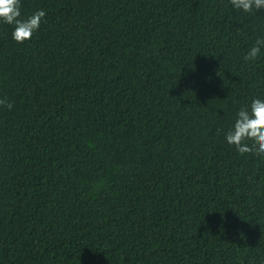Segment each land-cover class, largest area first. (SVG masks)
Instances as JSON below:
<instances>
[{
    "label": "trees",
    "instance_id": "obj_1",
    "mask_svg": "<svg viewBox=\"0 0 264 264\" xmlns=\"http://www.w3.org/2000/svg\"><path fill=\"white\" fill-rule=\"evenodd\" d=\"M21 2L46 15L0 24V264H264V156L225 141L264 9Z\"/></svg>",
    "mask_w": 264,
    "mask_h": 264
},
{
    "label": "clouds",
    "instance_id": "obj_2",
    "mask_svg": "<svg viewBox=\"0 0 264 264\" xmlns=\"http://www.w3.org/2000/svg\"><path fill=\"white\" fill-rule=\"evenodd\" d=\"M230 4L234 10L245 13L264 9V0H230ZM21 8V0H0V24L10 25L12 39L19 43L31 38L46 15L43 9H37L24 16ZM262 48L264 37L258 36L244 55V60H255ZM0 105H5V101L0 99ZM5 106L11 109L12 104ZM225 141L239 153L255 152L264 156V94L253 95L247 104L236 110L233 122L225 133Z\"/></svg>",
    "mask_w": 264,
    "mask_h": 264
}]
</instances>
